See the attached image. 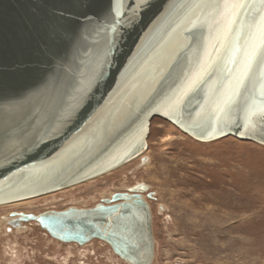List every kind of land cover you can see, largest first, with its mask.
<instances>
[{"label":"water","instance_id":"obj_1","mask_svg":"<svg viewBox=\"0 0 264 264\" xmlns=\"http://www.w3.org/2000/svg\"><path fill=\"white\" fill-rule=\"evenodd\" d=\"M249 2L228 32L223 0H0V204L138 157L154 117L197 141L264 145V120L246 126L260 81L224 105L260 42L264 5ZM146 191L129 188L93 208L14 213L12 225L35 221L61 243L100 240L127 264H152Z\"/></svg>","mask_w":264,"mask_h":264},{"label":"rangeland","instance_id":"obj_2","mask_svg":"<svg viewBox=\"0 0 264 264\" xmlns=\"http://www.w3.org/2000/svg\"><path fill=\"white\" fill-rule=\"evenodd\" d=\"M146 144L107 174L0 205V264H126L100 240L61 243L33 221L12 225V214L93 208L139 186L152 213L153 264H264V145L196 141L159 117Z\"/></svg>","mask_w":264,"mask_h":264},{"label":"snow or ice","instance_id":"obj_3","mask_svg":"<svg viewBox=\"0 0 264 264\" xmlns=\"http://www.w3.org/2000/svg\"><path fill=\"white\" fill-rule=\"evenodd\" d=\"M261 5H264V0H259ZM219 7V5H218ZM223 7L231 9L232 13L228 18L227 31H233L232 25L236 23L235 16H238L241 11L249 10L253 4L249 0H223ZM258 32L260 34V42L252 45L250 50L246 53V58L243 63L241 72L236 81V87L232 90L231 95L224 101L227 106L232 96L240 95V89L246 87V82L256 77L261 84V103L257 104L253 101L248 108V118L246 126H253L257 119L264 120V12H261L260 21L258 23ZM258 74V75H257ZM200 79L197 76L188 86V90L194 88ZM187 91V90H186Z\"/></svg>","mask_w":264,"mask_h":264},{"label":"bare ground","instance_id":"obj_4","mask_svg":"<svg viewBox=\"0 0 264 264\" xmlns=\"http://www.w3.org/2000/svg\"><path fill=\"white\" fill-rule=\"evenodd\" d=\"M176 127V126H175ZM193 139V138H192ZM195 140V139H194ZM197 141V140H196ZM200 142H202V141H200ZM146 146H147V144H146ZM147 148V147H146ZM144 153V152H143ZM142 153V154H143ZM142 154H140L139 156H141ZM138 156V157H139ZM141 161V160H140ZM122 166V165H121ZM120 167V166H119ZM118 168V167H117ZM116 169V168H115ZM112 171V170H111ZM113 171H114V169H113ZM104 174H107V173H104ZM103 175V174H102ZM99 176H101V175H99ZM85 182V181H84ZM71 188V187H70ZM59 192V191H58ZM48 194V193H47ZM143 194V193H142ZM43 195H45V194H43ZM41 196V195H40ZM143 196V195H142ZM38 197V196H37ZM33 198H35V197H33ZM29 199H31V198H29ZM23 200H27V199H22V200H18V201H12V202H7V203H3V204H0L1 206L2 205H6V204H11V203H16V202H20V201H23ZM149 205V204H148ZM35 222V221H34ZM59 242V241H58ZM103 242V241H102ZM106 244V243H105ZM80 246H82V245H80ZM154 250H155V247H154ZM112 251V250H111ZM113 253V252H112ZM154 257H155V251H154ZM121 260V259H120Z\"/></svg>","mask_w":264,"mask_h":264},{"label":"flooded vegetation","instance_id":"obj_5","mask_svg":"<svg viewBox=\"0 0 264 264\" xmlns=\"http://www.w3.org/2000/svg\"><path fill=\"white\" fill-rule=\"evenodd\" d=\"M143 195V194H142ZM143 197L145 198V196L143 195ZM148 202V201H147ZM150 206V205H149ZM151 209V208H150ZM33 215V214H32ZM34 222V221H33ZM36 223V222H35ZM19 226H20V224H19ZM88 244V243H87ZM82 247V246H81ZM116 256V255H115ZM119 258V257H118ZM127 264V263H126ZM152 264H153V262H152Z\"/></svg>","mask_w":264,"mask_h":264}]
</instances>
